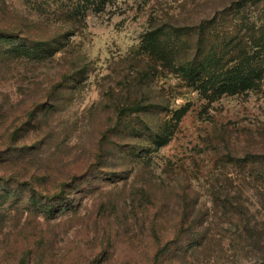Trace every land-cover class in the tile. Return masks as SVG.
<instances>
[{
	"label": "rangeland",
	"instance_id": "obj_1",
	"mask_svg": "<svg viewBox=\"0 0 264 264\" xmlns=\"http://www.w3.org/2000/svg\"><path fill=\"white\" fill-rule=\"evenodd\" d=\"M230 1L0 0V21L17 19L44 38L0 36V52H17L0 58V132L43 88L60 86L49 104L32 106L17 124L33 145L1 163L14 186L10 176L30 167L34 177L15 178L66 196L50 214L41 197L31 201L22 190L1 197L0 261L9 249L33 248L44 238L56 254L48 264H144L152 223L173 238L184 195L206 211L214 190L244 173L231 157L264 154V80L254 91L209 100L145 36L191 27L176 50L192 57L196 23L212 21L213 8ZM232 14L228 9L211 30L215 41L236 33ZM188 102L177 121L174 112ZM184 236L193 243L196 234ZM218 256L226 264L242 259L233 249Z\"/></svg>",
	"mask_w": 264,
	"mask_h": 264
},
{
	"label": "trees",
	"instance_id": "obj_2",
	"mask_svg": "<svg viewBox=\"0 0 264 264\" xmlns=\"http://www.w3.org/2000/svg\"><path fill=\"white\" fill-rule=\"evenodd\" d=\"M232 2L233 0L227 4H218L217 8L214 7L212 21L203 20L196 23V29L199 28L200 34L197 51L192 57L177 53L182 43L180 37L189 34L191 27L187 30L180 28V31L172 35L167 32L165 36L159 32L160 30H151L145 35L148 36L154 53L160 50L166 52L164 61L177 69L185 80L209 100L224 94L254 91L263 84L264 80V0ZM228 9L233 10L232 20L237 28L236 33L227 39L215 41L211 30H215V25L222 24L227 19ZM25 29V25L17 19H12L11 22L0 21V36L27 38L37 43L44 41V38L29 34ZM16 53L2 51L0 58L7 60L9 55L16 56ZM59 88L58 83L43 88L30 104V108L34 105L49 104ZM189 107L188 102L174 112L177 121L182 119ZM30 108L28 106L24 108L19 115L12 118L11 126L0 132V141L2 145L4 143L3 148L0 149V198L22 190L21 194L28 196L31 201L38 196L41 197L46 203L45 211L50 214L55 210L56 205H60L54 202L61 197L65 199V192H60L64 193L62 196L57 193L52 195L47 186L41 191L32 180L23 182L20 178V180L15 178L23 175L28 177L29 173L34 177L30 167L19 171L18 176L15 174L10 176L17 182L14 186L7 175L9 169L1 163L4 155L8 157L5 160L14 161L15 158L23 156V148L33 145L30 141V131L21 134L17 129V124L23 123L29 113L34 111L33 108L29 111ZM231 158L235 167L244 168L242 176L239 178L230 176L228 186L215 189L212 193L213 204L207 207L206 211L198 202L191 203L189 196L184 195L181 202L183 207L181 218L177 226H174L178 231L173 238L168 235L169 228L155 226L152 223L150 255L144 264H208L210 261L206 257L209 255H214L210 264H226L218 260V253L227 249H233L242 257L236 264H264V154L253 153ZM233 181L237 183V188L229 190L227 187L233 185ZM22 184L29 186L19 188ZM67 185H69L67 182L59 183L62 188ZM241 192L249 195L241 196ZM189 231H194L196 237L193 243H184L187 237L184 234ZM42 240L33 248L26 250L9 249L7 252L9 257L2 259L3 262L0 261V264L50 263L56 254L52 251V245H48V241L44 238ZM224 240L229 241L225 243Z\"/></svg>",
	"mask_w": 264,
	"mask_h": 264
}]
</instances>
